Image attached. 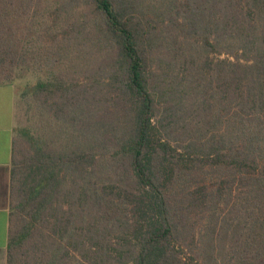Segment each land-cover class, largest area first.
<instances>
[{
	"label": "trees",
	"instance_id": "1",
	"mask_svg": "<svg viewBox=\"0 0 264 264\" xmlns=\"http://www.w3.org/2000/svg\"><path fill=\"white\" fill-rule=\"evenodd\" d=\"M46 1L0 0V83L48 66L7 264H264V0Z\"/></svg>",
	"mask_w": 264,
	"mask_h": 264
},
{
	"label": "crops",
	"instance_id": "2",
	"mask_svg": "<svg viewBox=\"0 0 264 264\" xmlns=\"http://www.w3.org/2000/svg\"><path fill=\"white\" fill-rule=\"evenodd\" d=\"M19 91L13 81L0 83V264H7L11 163Z\"/></svg>",
	"mask_w": 264,
	"mask_h": 264
},
{
	"label": "rangeland",
	"instance_id": "3",
	"mask_svg": "<svg viewBox=\"0 0 264 264\" xmlns=\"http://www.w3.org/2000/svg\"><path fill=\"white\" fill-rule=\"evenodd\" d=\"M46 4H47V8L45 10V19H46V16L52 19V16L50 14H52L53 12L55 14L59 12V10L57 11V7L61 5V0H47ZM63 15L64 17H68L69 20L77 21L78 19H81V11H79L77 8L70 11L69 13H63L62 11L60 17L58 18L59 22H61ZM46 48H47L46 44L42 40L40 42V45L39 46L36 45V49L35 48L33 49L37 50V52L38 50H40L39 52L43 53L46 51ZM89 57L91 58L89 54L82 55V52H80L77 55H75L76 59L74 63H76L78 66H82L83 64V66L80 67V68H83L86 62L89 60L88 59ZM74 63L72 64L73 70H74V65H75ZM36 69L39 71H36ZM47 71H48V66L46 65L45 62L40 63L39 65L34 64L33 62H28L25 64V66L20 67L19 69L14 71V78L12 81L15 83L19 91V97H18V102H17L18 105H17L16 127L18 125H30L34 129H38V125L39 127L42 125L41 119L43 118V115L41 114L40 111H38L35 108L34 102L33 101L30 102V99H32L30 93L33 89L34 84L37 82L40 76L43 77L44 76L43 74H45ZM25 93H28L26 94L27 95L26 101L24 97ZM47 118L48 116L46 118L44 117L45 122Z\"/></svg>",
	"mask_w": 264,
	"mask_h": 264
}]
</instances>
